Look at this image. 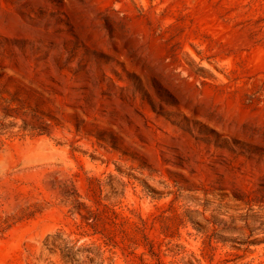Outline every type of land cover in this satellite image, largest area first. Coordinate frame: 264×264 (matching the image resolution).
Returning <instances> with one entry per match:
<instances>
[{
	"label": "rangeland",
	"instance_id": "374dc122",
	"mask_svg": "<svg viewBox=\"0 0 264 264\" xmlns=\"http://www.w3.org/2000/svg\"><path fill=\"white\" fill-rule=\"evenodd\" d=\"M0 264H264V0H0Z\"/></svg>",
	"mask_w": 264,
	"mask_h": 264
}]
</instances>
